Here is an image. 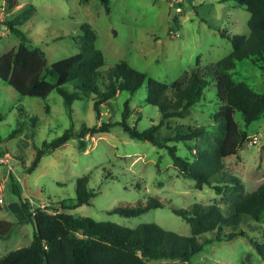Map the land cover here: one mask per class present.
<instances>
[{
    "label": "rangeland",
    "instance_id": "374dc122",
    "mask_svg": "<svg viewBox=\"0 0 264 264\" xmlns=\"http://www.w3.org/2000/svg\"><path fill=\"white\" fill-rule=\"evenodd\" d=\"M15 1L18 5L10 9L8 16L29 12V19L19 27L25 31L28 45L46 52L48 65L80 51L82 24L90 22L98 31L96 46L106 57L101 67L103 76L99 79L102 86L109 69L122 60L159 80L172 82L196 67L199 58L200 65L205 66L228 55L233 46L223 31L228 35L250 33L251 13L235 0H110V11L103 0ZM20 42V36L7 25L0 35V54L18 47ZM230 73L234 80H244L264 92V68L256 58L238 60ZM47 78L55 80L51 75ZM66 87L73 90L74 86L67 83ZM146 96L145 84L135 93L123 90L104 105L98 118L94 109L95 94L76 99L70 112L57 89L46 98L24 95L0 77V136L3 138L0 158L6 159L0 163V218L14 222L10 234L0 238V257L29 245L37 232L35 222L21 221L26 214L17 205L19 200L13 190L11 172L19 191L37 200L36 207L42 206L41 200H47L48 208L62 209L63 202L66 210L75 215L130 227L155 222L183 235L192 234L191 225L174 208L216 201L228 215L239 194L252 191L263 182L264 114L247 125L242 112L236 111L237 121L249 132L250 138L238 153L225 158L227 172L219 173L214 182L225 185V190L218 192L214 185L199 188L195 178L181 175L166 147L133 138L117 123L124 119L126 107L127 121L139 129L159 123L161 111ZM219 106L216 82L211 80L203 97L184 116L171 117L165 120V125H204L214 135L217 121L213 113ZM107 120L116 124L108 131L87 133L84 149L80 146V137H71L45 153L34 170H27L45 141L61 135L67 128L80 132L84 123L94 126ZM17 127L21 128L20 132L10 137ZM161 129L163 134L169 132L166 126ZM254 135L258 141L251 143ZM175 143L179 154L191 155L184 142ZM232 173L244 184L243 190L234 194L229 180ZM84 175L89 176V185L96 192L90 204H78L75 200L76 180ZM150 197L160 199L163 205L135 216L114 210L120 205L146 202ZM239 228L249 235L214 239L189 260L159 259L150 264H264V257L250 241V235L264 240V213L260 220L245 215ZM205 236L213 237L215 233L207 232L201 239Z\"/></svg>",
    "mask_w": 264,
    "mask_h": 264
},
{
    "label": "trees",
    "instance_id": "16d2710c",
    "mask_svg": "<svg viewBox=\"0 0 264 264\" xmlns=\"http://www.w3.org/2000/svg\"><path fill=\"white\" fill-rule=\"evenodd\" d=\"M88 2L89 0H82ZM226 1V0H223ZM250 11V33L248 35H228L232 42V51L222 59L205 66L200 65L185 71L172 82L159 80L122 60L108 71L104 86L99 79L103 76L101 67L106 63L102 49L96 46L98 31L90 22L82 24V41L80 51L53 61L48 65L46 52L36 46L28 45L27 35L19 26L29 19V12H20L7 17L5 23L21 38L18 47L0 54V77L24 95L46 98L57 89L65 98L72 112L73 102L89 94H95L94 109L101 118L102 110L113 97L123 90L135 93L146 85V100L157 105L162 118L145 129L131 125L126 117L128 108L123 112L121 123L128 134L137 139L150 140L159 147H166L173 157L175 166L181 175L193 177L197 186L214 185L218 192L224 191L225 185L215 183L216 176L226 171L225 158L238 153L241 146L249 140V132L242 128L236 119L237 110L242 112L246 124L259 119L264 114V92L254 89L246 81H236L232 70L238 60L254 57L264 68V0H235ZM110 11V0H103ZM18 3L10 0L9 9ZM34 10V6L31 7ZM51 75L55 80L48 79ZM215 80L219 108L213 113L217 121L214 135L204 125L167 123L171 117L184 116L204 95L205 88ZM73 84V90L66 87ZM129 100L125 102L128 105ZM116 121H102L100 124L82 125L81 131L67 128L61 135L45 141L38 147L36 156L28 171L34 170L42 156L65 144L71 137H80V146L85 148V135L108 131ZM166 126L169 132L162 133ZM21 128H15L9 136H15ZM3 138L0 136V142ZM176 141H182L191 155L178 153ZM173 142V143H172ZM227 172V171H226ZM13 190L18 196L26 214L24 221H33L37 232L33 241L0 257V264H150L152 260L182 259L189 260L203 249L205 243L214 239H232L238 235H249L239 228L245 215L260 220L264 213V180L254 190L242 192L237 196L232 211L224 214L220 203L192 204L190 208H174L191 225L192 234L183 235L167 229L155 222L141 223L130 227L115 221H98L92 216L75 215L62 209L51 211L48 207H34L25 193L19 191L15 177L11 173ZM233 183V194L243 190L244 184L236 174H230ZM96 192L89 185V176L84 175L76 180V197L78 204H90ZM227 199V196L225 197ZM163 202L150 197L146 202L139 201L134 205H120L114 210L126 216L139 215L150 208L162 206ZM14 222L0 218V238L10 234ZM215 236L201 237L207 232ZM250 241L264 257V240L250 235Z\"/></svg>",
    "mask_w": 264,
    "mask_h": 264
},
{
    "label": "built area",
    "instance_id": "2783aa9c",
    "mask_svg": "<svg viewBox=\"0 0 264 264\" xmlns=\"http://www.w3.org/2000/svg\"><path fill=\"white\" fill-rule=\"evenodd\" d=\"M9 3H10V0H0V35L3 34L4 31L7 29V24L5 23V20L8 16V13L11 12L10 9L8 8ZM177 8L178 10L181 9V7H177ZM257 139H258V136L254 135L250 141L251 143H255L258 141ZM0 161L5 162L6 159L0 158ZM46 203H42V206L47 207L45 205ZM48 209L51 211L55 210L54 208H48Z\"/></svg>",
    "mask_w": 264,
    "mask_h": 264
},
{
    "label": "crops",
    "instance_id": "0c3cea01",
    "mask_svg": "<svg viewBox=\"0 0 264 264\" xmlns=\"http://www.w3.org/2000/svg\"><path fill=\"white\" fill-rule=\"evenodd\" d=\"M8 153H9V152H7V155H8ZM2 158H5V157H2ZM0 163H4V162H1V161H0ZM11 173H12V172H11ZM11 173H10V176H11ZM0 174H1V173H0ZM5 179H8V177H5ZM2 186H3V185H1V187H2ZM25 194H26V193H25ZM26 196L31 200L33 206L36 207V206H35V202H36L37 200L34 199V198H32L31 196L27 195V194H26ZM41 202H42V203H46V202H48V201H47V200H46V201H45V200H41ZM17 205H18L19 207H21L20 202H18ZM25 219H26V217H25V218L22 217V220H21V221H24Z\"/></svg>",
    "mask_w": 264,
    "mask_h": 264
},
{
    "label": "water",
    "instance_id": "95a60500",
    "mask_svg": "<svg viewBox=\"0 0 264 264\" xmlns=\"http://www.w3.org/2000/svg\"><path fill=\"white\" fill-rule=\"evenodd\" d=\"M46 264H47V262H46Z\"/></svg>",
    "mask_w": 264,
    "mask_h": 264
}]
</instances>
